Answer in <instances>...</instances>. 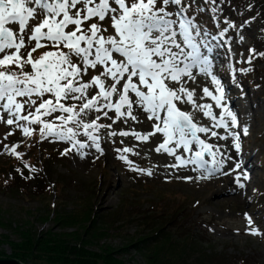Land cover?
<instances>
[{
	"label": "snow or ice",
	"instance_id": "snow-or-ice-1",
	"mask_svg": "<svg viewBox=\"0 0 264 264\" xmlns=\"http://www.w3.org/2000/svg\"><path fill=\"white\" fill-rule=\"evenodd\" d=\"M217 2L0 0V123L15 126L24 137L38 131L41 142L68 145L62 156L75 152L84 158L88 155L84 149L88 148L104 154L100 130L111 129L112 125L102 123L103 119L113 123L129 118L138 121V114L143 113L153 121L152 131L132 135L147 141L150 136L162 134L163 142L155 151L166 152L179 162L166 167L191 165V171L199 173L197 177L181 179H207L216 173L235 172L236 184L244 188L242 179L248 180L249 173L239 158L240 133L233 131L241 125L238 113L227 104L225 85L215 70L214 60L221 45L213 41L221 39L229 28L238 31L249 22L236 25L229 21L218 35L214 34L203 14L211 12L219 27L215 14L222 9ZM238 39L242 41L243 35L239 34ZM42 48L48 50L34 56ZM249 52V64L254 57L264 56L254 48ZM198 76L210 78L214 86V91L204 86L198 99L211 98L215 108L222 109L219 116L213 112L212 104H198L195 89L186 87ZM184 105H191V109ZM134 109L138 114H133ZM197 111L210 120L208 125L194 118ZM110 112L114 115L110 116ZM93 114L94 118H89ZM217 129H224L226 134ZM248 131L243 126V135ZM107 135L127 137L129 132L109 131ZM229 137L237 157L221 152L223 146L216 142H208ZM18 147L19 143L11 147L3 144L2 150L20 159L23 153L17 151ZM131 151L127 147L122 150ZM119 158L132 165L127 156L121 154ZM228 163L232 167L225 172ZM24 167L30 173L38 171L27 163ZM132 170L153 174L151 169ZM16 171L23 176L20 169ZM247 219L251 225V218ZM249 234L264 235L256 227Z\"/></svg>",
	"mask_w": 264,
	"mask_h": 264
},
{
	"label": "rangeland",
	"instance_id": "rangeland-1",
	"mask_svg": "<svg viewBox=\"0 0 264 264\" xmlns=\"http://www.w3.org/2000/svg\"><path fill=\"white\" fill-rule=\"evenodd\" d=\"M13 27L18 30V26ZM251 30L254 32L255 28ZM245 42L252 46L250 39ZM259 49H262V46H259ZM46 50L48 49L42 51ZM40 52L39 49L34 56L41 54ZM247 53L245 48L241 50V54ZM240 61H243L241 57ZM249 67L252 69L251 73L244 71L241 73L242 84L248 89L247 86L250 83H255L249 88V92L252 93L253 98L258 96L260 98L254 99L252 108L255 107L256 111L252 110L253 112L249 114L251 131L250 135L245 138L247 142L242 148V153L245 152L252 156L251 159L255 166L252 170V178L242 179L249 189L244 200L231 198L232 193L228 196L217 192L218 189L219 191L225 190L223 185L234 193V189L240 188L235 182V172L231 174L233 182L228 181L230 182L228 186V183L224 184L220 181L222 173H216L211 178L203 179V184H200V180L197 182L181 179L180 177L188 175L177 176L174 171L171 172L166 167L167 165L161 167L159 157L168 156L170 159L168 165L179 162L166 152L157 153L155 151V145L158 147L163 142L162 134L158 133L159 137L150 136L147 143L132 135L134 132L144 134V132L152 131L153 121L147 120L146 114L143 113L144 118H138L139 121L147 123L143 131L137 129L142 122H134L130 118L127 121L118 120L116 123L107 118L103 119L102 123L112 125L111 129L100 130V143L104 154L100 155L94 148H88L84 149L88 153L84 158L75 152L62 156L61 153L68 147L67 144L52 143L49 140L41 142L40 139H34L35 133L30 137H24L15 126L0 123V165L12 163L15 171L16 169L21 170L17 163H13L15 160L9 159L8 156L11 154L4 153L2 150L3 144L11 147L19 143L20 147L17 151L23 153V158L16 157V162L21 160L22 163L35 167L33 164L38 160L42 166L48 167L49 171L46 177L43 174L40 178L49 188L44 187L43 190H41L43 186L35 189L36 186L28 180L22 181L14 176H5L9 181L4 189L0 188V222L3 223L0 225V258H11L13 244L22 240L18 231H13L11 228L20 227V230L23 229L28 235L51 229L53 233L61 231L76 233L73 237L78 238L81 237L78 234L83 233L84 226L89 224L87 215L92 212V217L95 215L104 220L105 215L113 214V217L108 218L107 225L102 226L104 231L102 237L98 238L94 244L85 246L89 249L88 251L100 253L103 248L110 246L119 251L115 256L125 260L127 264H153L141 252L135 250L133 244H128V241L137 237L132 241L136 242L142 237L145 229L142 219H145L146 215L160 214L163 209L168 214L176 212L178 223L184 227L188 226L191 234L201 241V246L215 258L225 262L229 261L231 264H264V235L249 234L252 227L264 233V209L259 206L260 199L264 198V61L256 56L251 64L241 66L242 70ZM25 70L29 71L30 67H26ZM203 82V85L206 84L210 90L214 91V86L209 79V84L205 79ZM191 83L189 82V85ZM200 96H202V90L199 95H196V102L212 104L213 112L219 116L222 110L215 108V102L211 98L198 100ZM245 100L247 101V98ZM182 107L191 109V105ZM135 112L137 111L135 110L133 114H136ZM109 115L114 114L110 112ZM94 116L95 114L89 118H94ZM194 118L200 123L203 122L204 125L210 123L201 111L195 112ZM109 131H117V133L127 131L129 136L109 137L107 135ZM217 131L221 134V129ZM10 132L12 134L8 135ZM6 135L7 139H5ZM201 135L203 138V134ZM151 139L159 142L154 143L153 146V144H148ZM212 140L208 142H216L223 146L221 152L224 153V150L228 148L220 141H216V138ZM227 141L233 143L231 137ZM126 147L131 148L132 151L123 153L122 150ZM146 147L149 149H145ZM229 147L230 151L234 149L231 144ZM116 149H121V152H117ZM121 154L132 161L131 166L119 158ZM234 157H237V154ZM205 158L211 160V157L206 156ZM231 166V163L226 164L223 171H229ZM132 167L151 169L153 174L151 176L142 174L139 171H133ZM187 167L191 169L192 166ZM216 181L218 183H215ZM120 210L127 211V214H119V217L117 212ZM246 214L253 222L251 225L248 224ZM74 215H78L77 218L81 216L85 221L78 225L74 219L71 220ZM68 216L72 218L66 220L65 217ZM64 219L66 220L64 222L68 224L59 226ZM125 244H128L126 249L121 250ZM40 264L45 263L40 262ZM99 264H102L101 261Z\"/></svg>",
	"mask_w": 264,
	"mask_h": 264
},
{
	"label": "trees",
	"instance_id": "trees-1",
	"mask_svg": "<svg viewBox=\"0 0 264 264\" xmlns=\"http://www.w3.org/2000/svg\"><path fill=\"white\" fill-rule=\"evenodd\" d=\"M251 1L254 13L260 16L264 26V0ZM13 163L19 165L23 176L13 169L12 163L0 165V188L6 187L4 180L9 181L7 178L5 179V176H14V178L23 181L25 176L32 174L20 160ZM33 165L38 169L37 172L49 173L48 167L42 166L40 161H35ZM40 178L36 182H42ZM174 213L176 212L168 214L162 209L160 214L146 215L145 219H142L145 228L142 237L138 238L136 242L132 241L137 237L131 239L128 244H133L135 250L141 252L153 264H231L228 260V262L219 260L207 252L201 246L198 237L191 234L188 226L184 227L178 223L177 213L175 215ZM119 214H127V211L120 210L117 212V215ZM77 216L74 215L73 218L68 216L65 219L72 218L71 220L74 219L78 225L82 224L85 220L81 216L79 218ZM87 216L90 222L84 226V231L78 234L81 236L78 238L73 237L76 233L62 231L53 233L51 229L28 235L24 233L23 229L20 230V227H10L11 230L18 231L22 237L19 243L13 244L14 249L10 257L23 264H40V262L45 264H99V261L102 264H127L125 260L115 256L119 251L110 246L103 248L100 253L88 251L89 249L85 246L94 244L98 238L102 237L104 234L102 226L107 225L106 221L113 217V214L105 215V220L95 215L92 217V212ZM65 219L59 226L68 224L64 222ZM0 225L3 223L0 222ZM128 244H125L121 250L126 249Z\"/></svg>",
	"mask_w": 264,
	"mask_h": 264
},
{
	"label": "bare ground",
	"instance_id": "bare-ground-1",
	"mask_svg": "<svg viewBox=\"0 0 264 264\" xmlns=\"http://www.w3.org/2000/svg\"><path fill=\"white\" fill-rule=\"evenodd\" d=\"M201 82H202V85H201ZM203 76H198L197 77V81L195 82V83H191V85H189V83L187 84V86L186 87H188L189 89H195V92H196V95H199L200 94V91L202 90V88H203V86H206V84L205 85H203ZM207 84H209V83H207ZM211 85V84H210ZM213 86V85H212ZM199 100V99H198ZM236 100V99H235ZM235 100H234V104L235 105H240V104H236V102H235ZM241 106V105H240ZM189 108V107H188ZM134 111H135V109H134ZM136 114H138L137 112H135ZM138 118L139 119H141V118H144V116H143V114L142 113H140V114H138ZM241 120H243L242 118H241ZM127 121V120H126ZM139 121V120H138ZM135 122V121H134ZM142 122V121H141ZM145 123L146 122H142L141 124H139L138 126V130H142V129H144L146 126H145ZM203 123V122H202ZM120 124V123H119ZM135 124V123H134ZM146 125H147V123H146ZM126 128V127H125ZM143 131V130H142ZM141 131V132H142ZM145 133V132H144ZM221 134H226L224 131H223V129H221ZM156 137H159V135H158V133L155 135ZM131 137H132V135H131ZM230 138V137H229ZM161 140V139H160ZM211 141H213V140H211ZM217 141V140H216ZM218 141H220L222 144H224V145H226V146H228V148H226L225 150H224V148H223V150H224V153L225 154H227V155H231L232 154V157H234V156H236V152H235V150L234 149H231V151L229 150L230 149V147H229V145L231 144L232 145V142H228L227 140L226 141H222V140H218ZM144 142H146L147 143V141H144ZM149 143L148 144H153V146H154V143L156 144V143H158V142H156V141H154L153 139H151V140H149L148 141ZM219 142V143H220ZM142 144V143H141ZM145 146H147V145H145ZM152 146V145H151ZM156 146L157 145H155V147L154 148H156ZM150 147V146H149ZM145 149H149V148H145ZM143 150V149H142ZM141 152V151H140ZM141 153H143V152H141ZM163 153V152H162ZM166 154V153H165ZM161 156V155H160ZM153 157V156H152ZM155 157V156H154ZM156 158V157H155ZM161 158V159H160ZM171 158V157H170ZM239 158H244L245 160H243L244 161V169H246L247 171H248V173H249V178L251 179L252 177H251V175H252V170H254V168H255V166H254V162L252 161V156L251 155H248L247 153H245V152H241V155H240V157ZM154 159V158H153ZM158 159H160V163H161V167H165L166 165H168V163H169V157L168 156H164V157H159ZM157 159V160H158ZM173 160V159H172ZM171 160V161H172ZM154 162H156V161H154ZM153 164V163H152ZM164 165V166H163ZM232 167V166H231ZM156 168V167H155ZM158 168V167H157ZM167 168H169L170 169V171L171 172H175L176 174H177V176H180V175H185V176H192V177H197L198 175H199V173H197V172H192L191 171V169H188V167L187 168H179V169H172V168H170V167H167ZM159 169V168H158ZM157 169V170H158ZM162 170V169H161ZM243 170V169H242ZM162 172H163V170H162ZM175 175V174H174ZM201 182H200V184H203L202 182L204 181L203 179H199ZM212 180V179H211ZM232 181V176L231 175H220V181H222V182H224V184H226V183H228V181ZM193 181H197V179H193ZM250 181V180H249ZM249 181H247V182H249ZM198 182V181H197ZM233 182V181H232ZM245 182V181H244ZM215 183H218V181H216ZM230 183V182H229ZM229 183H228V186H229ZM246 183V182H245ZM233 186V185H232ZM238 186V185H237ZM222 187H224L225 188V190H223V191H219L220 189H218L217 190V192H220L221 194H225V195H228V196H230V194L232 193V196H230L231 198H233V199H240V200H244L245 199V197L247 196V194L249 193V189H248V187L247 186H245L244 188H239V189H234L235 190V193L234 192H230L231 190H229V189H227L226 188V186L225 185H223ZM239 187V186H238ZM236 188V187H235ZM246 188V189H245ZM216 192V193H217ZM216 193H214V194H216ZM233 193H234V196H233ZM221 196V195H220Z\"/></svg>",
	"mask_w": 264,
	"mask_h": 264
},
{
	"label": "water",
	"instance_id": "water-1",
	"mask_svg": "<svg viewBox=\"0 0 264 264\" xmlns=\"http://www.w3.org/2000/svg\"><path fill=\"white\" fill-rule=\"evenodd\" d=\"M0 264H23L20 261L12 258H0Z\"/></svg>",
	"mask_w": 264,
	"mask_h": 264
}]
</instances>
